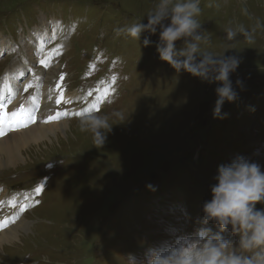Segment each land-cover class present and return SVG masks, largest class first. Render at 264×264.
Instances as JSON below:
<instances>
[{"label":"rangeland","instance_id":"1","mask_svg":"<svg viewBox=\"0 0 264 264\" xmlns=\"http://www.w3.org/2000/svg\"><path fill=\"white\" fill-rule=\"evenodd\" d=\"M78 1L84 4L86 0ZM93 3L100 5L98 10L77 6L73 14L92 23L93 34H103L112 59L109 68L115 67L121 77L114 100L90 112L107 114L111 131L100 146L91 132L80 131V119L88 114L72 115L66 120L70 124L66 130L52 127L53 133L45 140L20 146L24 159L20 156L16 163L0 166L1 206L7 208L5 201L12 194L32 197L21 212L24 219L16 228L17 237L0 242V264H129L131 251L142 257L135 259L136 264H143L150 250L171 245L177 237L203 226L198 221L204 202L212 197L219 165L244 156L264 166V0H201L199 31L209 37L201 48L241 60L231 74L241 94L232 105H223L222 112L227 113L223 119L212 115L215 83L201 81L187 71L178 73L160 59L159 30L142 33L140 40L117 34V29L140 20L147 23V14L159 0ZM56 4L64 10L69 2ZM33 8L49 16L44 0H0V32L16 40L35 23ZM241 25L252 33L251 41L242 35L231 42L224 38L225 28ZM145 36L153 41L146 47ZM20 37L29 39L30 34ZM80 41L90 51L71 59L74 65L68 63V70L72 74L75 67L76 72L89 68L88 76H93L103 58L85 34ZM24 42V38L19 40L21 48ZM176 43L182 46V41ZM71 46V55L76 57L82 48L77 37H72ZM10 52L0 58V74L4 65L20 59L21 53L7 57ZM237 79L248 84V91L243 83L236 86ZM80 81L79 76L71 77L69 84L59 88L63 101H57V109L72 104L64 100L79 95ZM92 83L93 79L82 82V96L89 93ZM253 86L257 88L252 90ZM253 102L257 109L254 104V114L246 118ZM239 105L248 106L242 117ZM55 117L65 121L63 114ZM40 181L47 183L35 188ZM257 208L264 204L257 203ZM207 226L218 230L213 222ZM224 236L238 241L231 226Z\"/></svg>","mask_w":264,"mask_h":264},{"label":"clouds","instance_id":"2","mask_svg":"<svg viewBox=\"0 0 264 264\" xmlns=\"http://www.w3.org/2000/svg\"><path fill=\"white\" fill-rule=\"evenodd\" d=\"M201 13V0H159L156 9L147 14V23L140 20L125 28L117 29L140 40L142 33L156 34L160 59L167 61L178 73L187 71L201 81L215 83L217 99L212 110L213 118H226L222 113L225 102H235L239 93L233 86L231 74L241 63L235 55L213 53L201 48L209 39L201 29L197 17ZM167 21V22H166ZM224 38L231 42L242 35L245 40L253 39L252 33L243 27L225 28ZM177 41L182 46L177 47ZM153 41L149 36L143 45ZM230 49V48H229ZM237 79L236 85L242 87ZM119 115V113H116ZM112 124L109 116L89 113L80 119L82 132H91L96 144L103 145ZM264 166L244 156H237L231 162L218 166L211 186L212 197L203 204V225L192 234L181 235L166 247L150 250L147 264H264ZM149 187H153L149 185ZM209 222L218 230L208 227ZM231 226V233L238 237L233 243L224 233ZM129 264H136L135 258Z\"/></svg>","mask_w":264,"mask_h":264},{"label":"bare ground","instance_id":"3","mask_svg":"<svg viewBox=\"0 0 264 264\" xmlns=\"http://www.w3.org/2000/svg\"><path fill=\"white\" fill-rule=\"evenodd\" d=\"M0 45L1 48H4L3 43ZM8 48L12 49L11 46H8ZM42 48L45 49V46H42ZM29 50L30 44H27L25 51L28 52ZM30 61H33L32 58H30ZM18 65L20 64L11 62L4 72L6 79L0 81V106H2L0 107V118H2L0 120V166L14 164L20 159V156H23L24 159L25 156L20 146H27L45 140L48 134L51 135L53 133L52 127L57 126L66 130L65 128L70 125L68 121L59 122V118L56 119L57 123L48 125L36 123L39 111H46L48 108L53 107L55 101L39 103L36 95L21 97L15 86L23 83L19 79L20 68ZM35 87L37 91L41 90L38 86ZM73 112L79 111L67 108L66 110L55 111L54 115L63 114L65 116ZM22 126H24L23 130L13 132L14 129ZM7 128L9 129L8 131L6 130ZM29 201L30 199L19 193L12 195L10 199L6 200L7 208L2 209V211L6 210V213H8L6 217L8 225L4 226L0 222V227H3L2 232H0V242L4 240L12 241L17 237L16 228L22 224L21 220L24 219L20 217L19 213ZM26 224L27 222H24V225Z\"/></svg>","mask_w":264,"mask_h":264},{"label":"snow or ice","instance_id":"4","mask_svg":"<svg viewBox=\"0 0 264 264\" xmlns=\"http://www.w3.org/2000/svg\"><path fill=\"white\" fill-rule=\"evenodd\" d=\"M0 107H2V106H0ZM0 120H2V118H0Z\"/></svg>","mask_w":264,"mask_h":264}]
</instances>
